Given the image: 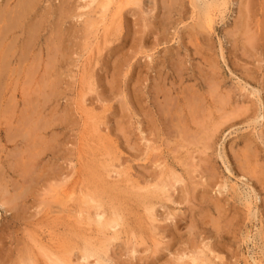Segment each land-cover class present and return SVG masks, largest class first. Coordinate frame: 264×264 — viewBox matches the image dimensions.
<instances>
[{"label":"rangeland","instance_id":"1","mask_svg":"<svg viewBox=\"0 0 264 264\" xmlns=\"http://www.w3.org/2000/svg\"><path fill=\"white\" fill-rule=\"evenodd\" d=\"M88 1L0 0V52L10 53L0 79V173L10 193L23 186L14 171L24 141L14 137L29 105L41 108V127L52 124L44 137L56 156L31 167L38 198L19 211L50 210L53 188L36 176L47 163L56 184L72 188L83 149L92 195L101 181L120 186L127 175L118 171L134 183L174 185L171 199L159 200L158 222L140 214L139 244L131 234L110 248L112 264H187L184 253L204 244L220 257L215 264H264V0H228L211 31L198 11L205 0H139L123 10L118 33L117 23L104 33ZM4 208L0 264H13L17 253L8 252L23 237Z\"/></svg>","mask_w":264,"mask_h":264},{"label":"bare ground","instance_id":"2","mask_svg":"<svg viewBox=\"0 0 264 264\" xmlns=\"http://www.w3.org/2000/svg\"><path fill=\"white\" fill-rule=\"evenodd\" d=\"M227 1L228 0H205L204 3L202 4V7L199 5L200 10L198 11L200 13V21L203 27V28L201 27L202 29L204 30L207 29L210 31L213 29V25L215 22L214 18L216 16L215 13L218 12L222 7H226ZM138 2L139 0H89L88 5L90 7L97 3L98 15L100 16V26L104 28V33H108V28L110 27L111 23L118 24L114 29L118 33V31L121 28L120 27L121 25L118 22H120V19L122 18L123 10L129 5L139 6L140 2L139 3ZM196 5H197V2H196ZM86 7L88 6L86 5ZM0 35H1V32H0ZM107 37L108 36H106V38ZM9 54L0 52V79L1 80L2 78L7 77V75L10 74L8 70L9 64H10ZM7 94H8L7 92L5 93L2 92V95H1L2 100H5ZM27 109L28 110L26 113L28 114V117L27 118L22 117L24 119L20 117L22 120L19 119L21 122L19 121L18 122L19 126L17 125L18 134L14 137L15 139L23 138V141H24L23 146L25 150L23 148L24 152L23 150L21 151L23 152V154L21 155H24V159L19 164L17 163L18 165L16 164L17 167L15 168V171H14L16 174H18V177H20L21 179L20 181L23 182V186L21 184L20 185L21 187L16 189V192H17L16 194L10 193L8 185L5 184L7 182L4 181L6 174L4 175L3 173H0V207L2 208L6 207L4 208L6 209V213L8 212L12 213L11 221L9 225V228H11V231L15 233V230L17 228V230H19V232L22 233L21 235L23 237L21 242H19L20 241L19 239L18 241L15 239L17 241L16 243L19 244L18 245L19 249L17 250L16 248L15 249L16 251L12 250V253L8 252L10 253V255L12 254L13 256L15 255V252L17 253L16 257H14L15 260L12 259V261L14 260L13 264H112L111 258L108 257V253H109L110 248H112L115 243L117 244V242L121 241L123 237H125V240L126 239L129 240L130 235L134 234V236L133 237L131 236V237L132 239L134 238L136 240L135 242H137V244H139L140 241H137V240L140 237L142 240L146 236V230H145L146 228L143 229L140 226L141 219H142L140 218L142 217V215L140 214L142 213L145 214L148 217L147 219H150L154 223L158 222L157 216H155L156 214L154 215V212L156 211V208L159 205V200L162 198L163 195H165V197L168 196L167 198L171 199L172 195H170L171 194L170 190H168L170 185H168L167 183L153 185L151 184L152 182L151 183L148 182L146 185H143L140 182L134 183L132 181V175L126 172L118 171V172H113V173L119 178H122L123 176L127 175L125 176L126 178H124V180L121 181L120 186L119 185L111 186V184L109 183L108 185H106L107 183L105 184L104 181H101L100 190L98 191L95 190V193L93 192V195H92L84 181V172H85L84 161H83L84 151L83 149H80L79 150L80 167L78 171V175H79L78 181L75 183V185L74 183H73V186L71 185L72 188L71 187L67 188V187H64L63 185L58 186L59 184H56L57 182H59V179L57 181V177H56L57 173L55 174V176L53 175V173L52 174L49 173V171L46 169L47 168L46 166L48 164L46 163V165H44V168H43L44 171L42 170L41 173L40 172L38 173L40 175H38V177L36 176V180L43 181L45 185L47 183L51 184L53 190L51 192L49 189V191L52 194L55 193L54 201L52 202L50 210L48 211L45 210L46 212L43 213L42 215L41 213L45 207L42 208L43 205L39 204V208L40 210H42V211L38 210L39 217L38 215L34 217L35 215V211H34V214L32 213L33 217L30 216L33 219L28 218L26 216L27 214L23 213L22 211L21 213L19 210L25 211L26 209H24V207H26L27 202L29 201L30 198L34 197L33 195L35 193L34 192V181L35 180H34V175H33L34 171L31 169V167L33 166L35 167L36 165L39 166L40 163H42L43 160L49 157L50 155H53L54 158H56V156L54 153H52V151L55 149H52V151H50L51 148L49 149V146L46 144L47 142L46 138L44 137V135H46V133L52 129V124L45 125V126L42 125L43 127H41V125H39V123L36 122L34 118L37 114H40L39 112L41 108L38 112V109L35 103L33 105L31 104V106L29 105ZM64 126H66V124ZM21 132H23V134H21ZM9 141L11 142V140ZM47 143L48 144L50 143L49 140ZM60 147L62 146L60 145ZM70 166H71V163H70ZM9 168L11 167L9 166ZM110 174L111 172H108L107 176H109V178L110 177L112 178V175L110 176ZM100 175L102 176V174ZM160 175L158 174V176ZM172 178L178 184L179 179L176 178L175 176H173ZM64 180L65 179H63V182H65ZM9 181H11V179ZM69 182H70V179H69ZM27 183H29L30 185L28 186V188H24L25 184ZM66 183L67 181L64 184ZM12 184L10 185L12 186ZM172 185L173 183H171V187L174 186ZM47 187H50V186H47ZM171 187L170 189L172 190ZM99 193H100L101 199L104 197H108L109 198L107 200L108 202L105 203L100 198H99L100 201L97 200L96 198H98L97 196L99 195ZM35 196L37 197V194ZM51 196L53 197V195ZM36 197L34 198L36 199ZM19 202H22L23 204H25V206L21 204L23 209H20L19 207H18L19 209L17 208ZM44 204H47V203H44ZM124 205H127V206H124ZM25 212L28 213L27 211ZM126 212H128L129 214ZM127 215L129 217L131 215L134 216L133 217L134 219L133 218L130 219L129 217H127ZM163 221L165 223V220ZM131 222H133V224ZM152 230L156 232L159 230V228L153 226ZM138 233L141 234L142 236L137 237L139 236ZM16 234L18 235L17 231H16ZM203 239L205 238L203 237ZM203 239H201V241ZM142 242L143 241H141V243ZM129 243H130V240H129ZM5 244L8 245L9 243L6 241ZM5 244L2 243V245H5ZM2 245H1V249H4L5 247H3ZM156 245H159V244L157 243ZM185 246L187 247V245ZM11 247L12 246H9V250H11L10 249ZM192 248L194 249H191L190 251L185 252L181 258L183 259L184 257H186L187 259L186 258L185 259L188 260L187 264H215L214 260L217 258L220 259V257L216 256L213 250L207 244H204L202 246L193 245ZM1 249H0V252H1ZM6 250H8V248H6ZM131 253L135 255L137 254V250L136 249L132 250ZM208 253L213 255L214 258H211L210 254L208 255ZM8 255H5V256L8 257ZM179 258L178 260L180 261ZM91 260L93 263L91 262Z\"/></svg>","mask_w":264,"mask_h":264}]
</instances>
